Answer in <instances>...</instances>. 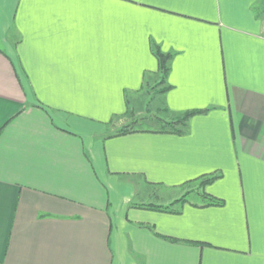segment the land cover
<instances>
[{
    "label": "crops",
    "instance_id": "0c3cea01",
    "mask_svg": "<svg viewBox=\"0 0 264 264\" xmlns=\"http://www.w3.org/2000/svg\"><path fill=\"white\" fill-rule=\"evenodd\" d=\"M0 264H264V0H0Z\"/></svg>",
    "mask_w": 264,
    "mask_h": 264
},
{
    "label": "trees",
    "instance_id": "16d2710c",
    "mask_svg": "<svg viewBox=\"0 0 264 264\" xmlns=\"http://www.w3.org/2000/svg\"><path fill=\"white\" fill-rule=\"evenodd\" d=\"M154 52L156 56L158 57L160 61V77H161V83H164V87L160 90V92L165 93L171 86L170 85H165L166 79L168 77L169 71H170V64L169 60L171 59L172 54L171 53H165L161 50V48L158 45L154 46ZM163 111L168 112L169 108L164 107L162 108ZM207 111V109H192V110H187L183 112L182 114L177 115L176 117L167 119L164 117H161L159 115H153V114H148L147 116L142 117L143 119H153L159 122L160 124V130L162 131H172L176 133H184L189 124L190 118L198 113H204ZM140 119V122L142 120ZM139 122H133L131 124H128V126H125L121 128L117 133L122 134L130 131L137 130L135 125H137ZM217 177L216 174H207L205 176H202L201 179V184H207L213 181ZM208 198V202L210 203H222V200L219 198H216L214 196H206ZM183 199V198H182ZM182 199H178L174 201L172 204H176L180 202ZM152 207H157V206H152ZM158 208V207H157ZM164 209H170V206H165L163 207Z\"/></svg>",
    "mask_w": 264,
    "mask_h": 264
},
{
    "label": "rangeland",
    "instance_id": "374dc122",
    "mask_svg": "<svg viewBox=\"0 0 264 264\" xmlns=\"http://www.w3.org/2000/svg\"><path fill=\"white\" fill-rule=\"evenodd\" d=\"M164 87V83H161V81H149L147 86V91L144 92L141 96L136 97V101H132L130 103V111L134 112L136 114L137 120L133 118L124 119L120 125L116 126V130L119 131L121 128L128 126V124H131L133 122H140L141 117L147 116L148 114L153 115H165L164 111L162 110L163 107H161L162 104V94L160 90ZM133 100V98L131 99ZM157 107H160L161 110L157 109ZM128 117V116H127ZM187 189L188 192H193L194 194H197L200 190L199 183L195 182L192 184H189L184 190ZM190 197H194L191 196Z\"/></svg>",
    "mask_w": 264,
    "mask_h": 264
}]
</instances>
